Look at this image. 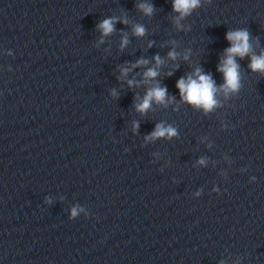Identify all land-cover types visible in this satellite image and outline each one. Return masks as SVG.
<instances>
[{"label":"clouds","instance_id":"obj_1","mask_svg":"<svg viewBox=\"0 0 264 264\" xmlns=\"http://www.w3.org/2000/svg\"><path fill=\"white\" fill-rule=\"evenodd\" d=\"M200 0H173V10L180 13L181 17L190 14L191 10L198 7ZM140 8L145 12V14L150 15L152 13V7L150 5H140ZM112 19H105L99 28L103 31L104 35H108L113 31ZM136 35H143L144 28L142 26H137L135 28ZM226 39L231 42V47L226 49V57L222 64L218 67L225 78V84L222 86L225 91H235L239 88V65L236 63L235 57L239 56L244 58L251 52V45L249 44V33L246 30L230 31L226 35ZM123 44H127V40L123 41ZM122 44V46H123ZM169 56L175 58L174 53H169ZM157 65L161 63L160 58H156ZM146 63V61H139L138 64ZM249 67L253 71L264 72V54L259 56L252 55L251 63ZM127 70H125L126 72ZM195 78L189 76L187 79L181 78L177 82V88L180 91L181 97L185 102H188L197 107H203L205 111H210L216 104L214 99L215 92L217 91L214 81L209 75L201 74L200 69L195 72ZM145 76L148 78H154L157 76L155 69H149ZM132 81H129L131 85ZM167 94V89L163 87H153L151 88L143 99V102L138 104L137 110L141 113L149 109L151 102L155 100L157 103H164ZM176 135V130L171 127H164L158 124L155 131L151 134L150 139L164 136H174ZM73 215H75V209L73 210Z\"/></svg>","mask_w":264,"mask_h":264}]
</instances>
